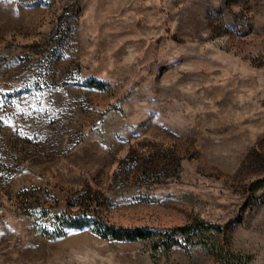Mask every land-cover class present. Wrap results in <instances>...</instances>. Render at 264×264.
<instances>
[{"label": "rangeland", "instance_id": "1", "mask_svg": "<svg viewBox=\"0 0 264 264\" xmlns=\"http://www.w3.org/2000/svg\"><path fill=\"white\" fill-rule=\"evenodd\" d=\"M196 221L207 246L162 245ZM237 255L264 264V0H0V264Z\"/></svg>", "mask_w": 264, "mask_h": 264}, {"label": "trees", "instance_id": "2", "mask_svg": "<svg viewBox=\"0 0 264 264\" xmlns=\"http://www.w3.org/2000/svg\"><path fill=\"white\" fill-rule=\"evenodd\" d=\"M86 86L94 87V88H103L104 84L96 81V80H87L84 83ZM80 207H77L76 211L79 210ZM42 213L46 214V210H41ZM87 221L85 220V217L81 216H62L57 217V219L50 224H44L41 226V229L39 231L41 233H44L48 236H57L63 234L65 229L69 228H75V229H82L86 226ZM221 230L220 226L213 225L211 223H207L204 221H196L190 225H184L180 227H176L170 230H166L163 232H159L163 239L161 241L162 245H165L166 247L171 246H180V247H186L191 244H200L202 246L208 245V237H210V233L212 231H219ZM94 232L98 234L101 237H109L113 240H123V241H132L136 240L138 238H145L148 236L153 235L154 233L143 229V228H133V229H127V228H121V227H114L110 225H105L104 223L97 222L94 223ZM206 235L208 237H206ZM182 237V239H179V237ZM210 246V245H209ZM213 244H211V247ZM231 256H235L232 253H229ZM217 256V255H215ZM235 258L239 260L238 264H247L248 259L243 257H240V255H237ZM233 264V263H232Z\"/></svg>", "mask_w": 264, "mask_h": 264}]
</instances>
